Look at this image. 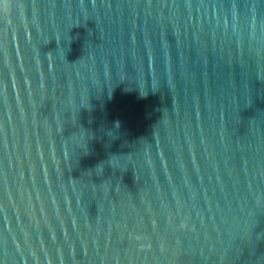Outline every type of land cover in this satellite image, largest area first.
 <instances>
[{
    "label": "water",
    "instance_id": "obj_1",
    "mask_svg": "<svg viewBox=\"0 0 264 264\" xmlns=\"http://www.w3.org/2000/svg\"><path fill=\"white\" fill-rule=\"evenodd\" d=\"M7 3L0 264H264V0Z\"/></svg>",
    "mask_w": 264,
    "mask_h": 264
},
{
    "label": "clouds",
    "instance_id": "obj_2",
    "mask_svg": "<svg viewBox=\"0 0 264 264\" xmlns=\"http://www.w3.org/2000/svg\"><path fill=\"white\" fill-rule=\"evenodd\" d=\"M7 11H8V3L7 0H5L3 4H0V14L7 15Z\"/></svg>",
    "mask_w": 264,
    "mask_h": 264
}]
</instances>
